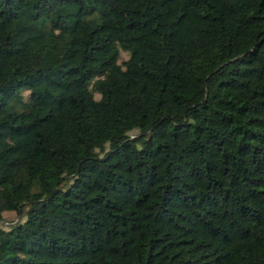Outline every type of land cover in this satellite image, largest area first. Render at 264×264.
I'll return each mask as SVG.
<instances>
[{"label":"trees","instance_id":"obj_1","mask_svg":"<svg viewBox=\"0 0 264 264\" xmlns=\"http://www.w3.org/2000/svg\"><path fill=\"white\" fill-rule=\"evenodd\" d=\"M0 264H264V0H0Z\"/></svg>","mask_w":264,"mask_h":264},{"label":"rangeland","instance_id":"obj_2","mask_svg":"<svg viewBox=\"0 0 264 264\" xmlns=\"http://www.w3.org/2000/svg\"><path fill=\"white\" fill-rule=\"evenodd\" d=\"M126 56H127V52L122 50V49H119L117 61L119 62L120 60L124 59ZM94 96L97 97L98 95L95 93ZM7 105L12 106L14 109H21V106H22L19 102H11V100L8 101ZM18 138L19 137L17 135H13V134L9 135V137H8V139L10 141H16V140H18ZM3 216H4L5 220H9V219L14 218L15 214L13 212H5Z\"/></svg>","mask_w":264,"mask_h":264}]
</instances>
